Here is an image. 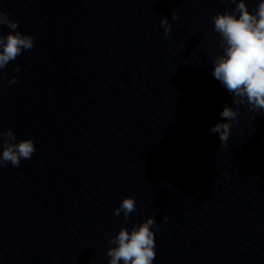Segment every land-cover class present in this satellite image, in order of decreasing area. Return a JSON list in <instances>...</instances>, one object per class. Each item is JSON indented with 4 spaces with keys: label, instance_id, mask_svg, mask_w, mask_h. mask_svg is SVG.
Masks as SVG:
<instances>
[{
    "label": "water",
    "instance_id": "1",
    "mask_svg": "<svg viewBox=\"0 0 264 264\" xmlns=\"http://www.w3.org/2000/svg\"><path fill=\"white\" fill-rule=\"evenodd\" d=\"M234 9L0 0L16 31L35 37L0 70V132L36 148L0 168V264H109V238L148 217L153 264H264V113L241 105L227 147L209 134L236 107L212 75L222 54L212 17ZM129 196L125 221L113 211Z\"/></svg>",
    "mask_w": 264,
    "mask_h": 264
},
{
    "label": "clouds",
    "instance_id": "2",
    "mask_svg": "<svg viewBox=\"0 0 264 264\" xmlns=\"http://www.w3.org/2000/svg\"><path fill=\"white\" fill-rule=\"evenodd\" d=\"M231 2L236 4L231 13H217L212 17L213 31L219 35L218 47L222 49V54L216 55L212 62V75L231 95L232 104L236 106L225 105L220 116L227 122H218L209 129V134H219L224 147H227L241 105L246 104L250 112L264 113V0H260L254 12L248 10L245 0ZM171 19H179L176 10L172 12ZM19 24V20H12L7 13L0 11V25L11 30L6 36H0V70L15 61L22 52L34 47V36L16 31ZM160 25L165 36L172 31L167 17H161ZM14 71L19 72L20 66L17 65ZM16 83L17 77L9 81L10 85ZM0 137L3 138L0 168L8 163L19 167L22 159L30 160L36 151L32 138L15 142L16 136L10 128L0 132ZM136 205L135 198L125 197L113 215L119 217L123 213L125 221H129ZM164 221H167V216ZM153 228L158 230L153 217L133 226L131 231L121 227L115 236L109 238V243L115 245L107 250L109 264H120L121 261L123 264H153L156 256Z\"/></svg>",
    "mask_w": 264,
    "mask_h": 264
}]
</instances>
